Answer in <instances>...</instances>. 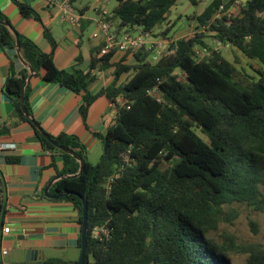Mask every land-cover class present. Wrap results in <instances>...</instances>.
<instances>
[{
    "label": "trees",
    "instance_id": "16d2710c",
    "mask_svg": "<svg viewBox=\"0 0 264 264\" xmlns=\"http://www.w3.org/2000/svg\"><path fill=\"white\" fill-rule=\"evenodd\" d=\"M12 1L22 17L40 21L29 5ZM177 1L113 0L104 15L116 34L141 29L154 38L173 41L174 51L155 60L152 51L142 47L127 50L111 62L117 50L96 57L101 45L91 57L88 72L68 73L54 65L51 53L18 34L21 56L37 76L73 93L84 92L79 105L83 123L101 96L116 107L106 132L96 135L102 145L96 165L87 161L77 137L45 132L85 161L80 176L59 179L48 191L54 195L72 191L87 198L83 264H264L262 244H239L227 232L219 239L210 235L221 224L232 225L237 219L239 212L232 205L253 211L264 206V0H210L189 19L196 22L197 32L172 40L167 37L172 25L167 24L153 33L167 22ZM188 2L197 7L202 0ZM232 7L235 11L229 14ZM0 21L8 22L1 11ZM43 32L53 45L49 31ZM14 44L12 33L0 24V46L14 50ZM218 44L231 53L237 50L248 64L255 62L254 75L244 68L240 72L237 59L228 60ZM202 47L210 50L207 57L196 55ZM96 65L111 68L112 79L90 94L86 86ZM27 76L28 70L16 71L10 59L4 91L13 115L32 127L45 151L62 157V174H73L77 161L44 139L21 111ZM29 94L26 84L24 107L32 117ZM57 200L73 204L80 224V199L68 195ZM249 225L256 231L251 221ZM96 226L106 227L108 235L92 238ZM236 256H243V263H236ZM42 264H77V260L50 258Z\"/></svg>",
    "mask_w": 264,
    "mask_h": 264
},
{
    "label": "crops",
    "instance_id": "0c3cea01",
    "mask_svg": "<svg viewBox=\"0 0 264 264\" xmlns=\"http://www.w3.org/2000/svg\"><path fill=\"white\" fill-rule=\"evenodd\" d=\"M17 1L29 5L40 17V21L24 18L12 0H0V11L18 34L29 39L42 52L51 53L58 69L68 73L89 71L92 55L104 44L97 25L98 15L101 11L108 13L113 0H93L91 6L80 3L78 7L74 2L80 0H74L71 6L79 16L77 23L61 17L58 3H69V0ZM201 5L197 6V12L202 9ZM90 9L92 15L88 14ZM192 23L179 33L180 36L175 34L178 39L187 36ZM44 29L49 31L53 45L44 35ZM95 32L99 35L93 38ZM14 55L15 50L0 46V143L15 145L13 150L0 152V225L10 227L9 234L3 236L1 243L9 249L7 256L12 252L8 261L21 262L19 253L26 252L27 255V251L32 252L28 260L39 259L41 264L50 258L75 261L79 255L77 241L80 236L76 209L71 202L43 198L49 181L62 175V157L45 151L32 127L14 117L12 103L4 91L10 59L16 71L23 67ZM121 55V52H116L110 61L119 59ZM111 71V68L103 70L96 65L90 72L87 92L95 94L104 89L112 79ZM27 84L33 119L49 135L64 133L77 137L88 161L89 154L101 144L96 135H103L112 123L110 114L116 113L115 105L104 96L97 98L83 123L79 105L84 92L73 93L57 83H46L37 75Z\"/></svg>",
    "mask_w": 264,
    "mask_h": 264
},
{
    "label": "rangeland",
    "instance_id": "374dc122",
    "mask_svg": "<svg viewBox=\"0 0 264 264\" xmlns=\"http://www.w3.org/2000/svg\"><path fill=\"white\" fill-rule=\"evenodd\" d=\"M210 2V0H202V4L206 5ZM81 4H86L91 6L93 4V0H80L75 1L74 6L78 7ZM203 6L201 5L200 8ZM235 11V10H234ZM233 11V12H234ZM197 12V7L192 6L188 0H178L175 6H173L170 10L169 18L167 22L162 23L160 26L156 27L153 30V33H158L160 30H163L167 24H171L172 27L170 29L169 34L167 37L169 39L175 40L178 39L179 33L187 30L188 25L191 23L190 17L193 15V13ZM89 15H92L93 12L90 9L88 11ZM193 21L192 24H196V22ZM196 31L195 28L190 29V32L187 33V35L191 34V32ZM175 34H178L175 35ZM184 35V33H183ZM152 39H160L158 37H152ZM212 43V41L210 42ZM220 48V51L226 58L230 61H233L234 58L237 59L238 64H236V68L241 72V70L244 68L245 72L249 76L254 75V70L258 67L255 62H250L251 64H248V61L245 59V57L238 52L237 50H234L233 53L229 50L227 46H220L217 45ZM110 116L112 119L115 118V113L111 112ZM113 122V120H112ZM101 143V142H100ZM102 151V145L100 144L99 148L94 149L88 156V162L92 165H96L99 162L100 156ZM264 194V189L262 190ZM233 208L237 209L239 212V216L237 219L234 220L232 225L228 224H221L216 232H212L210 235L215 237L216 239H219L220 235L223 232H227L231 235H233L236 239V242L239 244H248V243H260L264 246V206L262 211H253L252 209L246 207L245 205L240 204H234L232 205ZM249 221H251L255 225L256 231H253L251 226L249 225ZM12 255L9 254V256L5 257L3 259L4 263L6 264H41L39 259L37 260H27L26 259V252L22 254V252L19 253V257L21 258V262H13L8 261L10 260V257ZM234 260L236 263H243L244 257L243 256H236L234 257Z\"/></svg>",
    "mask_w": 264,
    "mask_h": 264
},
{
    "label": "built area",
    "instance_id": "2783aa9c",
    "mask_svg": "<svg viewBox=\"0 0 264 264\" xmlns=\"http://www.w3.org/2000/svg\"><path fill=\"white\" fill-rule=\"evenodd\" d=\"M237 3V1H236ZM61 17L69 20L71 23H77L79 21V16L76 15L74 8L67 1L59 2ZM222 8V6L220 7ZM235 7L228 10V13H234ZM107 14L101 11L98 15V29L104 37V44L101 47L98 56L107 54L111 49H116V52H125L127 50H136L145 47L147 51H152L151 58L155 60L162 54H169L174 51L173 41L163 40V39H152V35L147 32H142L141 29L122 32L116 34L111 30V25L104 20V15ZM227 14V16H229ZM191 27H196V25L191 24ZM133 32V33H132ZM99 34L95 32L92 37L95 38ZM216 49V48H215ZM196 55L200 58L207 57L210 54V50L206 47L198 48L195 51ZM116 103L119 102V98L115 99ZM114 104V103H113ZM15 145L13 143H0V152L6 150H13ZM2 196V186L0 181V197ZM0 264L4 263L3 259L7 256L9 249L4 247L1 243L3 236H6L10 232V227L8 225H0ZM108 235V229L104 226H96L91 229L90 236L92 238H101Z\"/></svg>",
    "mask_w": 264,
    "mask_h": 264
},
{
    "label": "water",
    "instance_id": "95a60500",
    "mask_svg": "<svg viewBox=\"0 0 264 264\" xmlns=\"http://www.w3.org/2000/svg\"><path fill=\"white\" fill-rule=\"evenodd\" d=\"M242 3H245L246 0H240ZM0 24L6 26L9 31L12 33L13 37H14V50L16 53V56L19 60V62L22 64L23 67H25L28 70V76L25 79V83L23 85L22 88V92H21V97H20V108L21 111L24 115V117L28 118L33 126L35 127V129L39 132V134L46 139L48 142H50L55 148H57L58 150L70 155L73 159H75L78 163V169L75 173L73 174H62V175H58L55 178H53L51 181H49V183L46 185L45 189H44V197H46L47 199H53V200H57L60 197L63 196H68V195H74L76 197H78L81 201L82 204V208H81V222H80V249H79V255L77 258V264H83V259H84V254H85V250H86V244H87V237H86V230H87V198L81 196L80 194L76 193V192H72V191H67V192H63L61 194H57V195H52L49 194L48 191L51 188L53 182L59 180V179H74L77 178L78 176H80L84 169H85V161L84 159L78 155L76 152H74L71 149H68L66 147H63L61 145H59L58 143H56L54 140H52L46 133L45 131L40 127V125H38V123H36V121L28 114V112L26 111L25 107H24V98H23V94H24V88L26 86V84L28 83V81L34 77L36 74L33 72V70L31 69L30 65L23 59V57L21 56L20 53V42H19V35L16 32V30L6 21H0ZM178 44V43H176ZM32 254L31 251H27V255H26V259H29V256Z\"/></svg>",
    "mask_w": 264,
    "mask_h": 264
}]
</instances>
